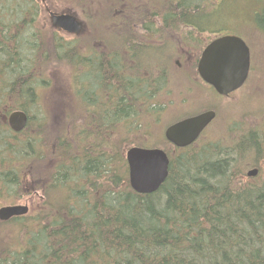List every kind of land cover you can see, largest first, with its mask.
<instances>
[{"label":"trees","instance_id":"1","mask_svg":"<svg viewBox=\"0 0 264 264\" xmlns=\"http://www.w3.org/2000/svg\"><path fill=\"white\" fill-rule=\"evenodd\" d=\"M73 1L78 6L84 3ZM117 1L115 19L107 23L113 24L116 45L97 43L102 32L91 34L98 51L103 49L94 63V82H99L102 94L91 109L92 99L84 97L81 107L76 94L77 40L66 41L47 22L48 38L43 30L47 24L39 23L43 11L38 0H0V206L31 194L41 196L33 213L0 220V229L11 230L0 233V264H264V172L256 163L264 152V128L240 133L233 144L204 134L184 148L165 137L157 143L149 140L150 125L141 118L162 121L163 103L150 106L157 89L168 93L165 73L170 61L146 67L150 74L162 70L153 81L144 76L141 58L149 49L135 48L157 35L169 44L166 48L180 49L176 57L195 49L199 58L206 43L200 35H212L211 41L239 34L230 30L232 16L220 6H227L232 15L244 9L255 29L264 32V0ZM137 10L161 12L159 28L148 24L155 34L131 27L128 36V17ZM90 16L88 23L85 18ZM82 18L91 31L95 25L103 29L91 9ZM188 22L193 31L185 27ZM42 66L69 67L60 86L67 110L59 95L50 99L55 83L50 73L39 71ZM15 110L28 114L20 132L9 124ZM57 111L65 113L60 123L53 117ZM126 144L167 151L169 174L156 192L141 194L131 187ZM246 161L260 168L257 176L246 175L242 169Z\"/></svg>","mask_w":264,"mask_h":264},{"label":"rangeland","instance_id":"2","mask_svg":"<svg viewBox=\"0 0 264 264\" xmlns=\"http://www.w3.org/2000/svg\"><path fill=\"white\" fill-rule=\"evenodd\" d=\"M84 3L81 4L82 6H78L73 0H38L42 7V13L40 14V24L46 25L48 28H44L45 34H47L48 38L50 37V29L47 23L48 10H58V11H67L72 12L78 17H84V12H87L88 9H91L93 13L96 14V17L99 21H102L104 25L101 26L103 29H99L94 26V33L102 32L101 35L99 34L97 43H101L103 41H108L111 47L115 46V33L111 28V26L107 25L108 21L113 18L114 13L112 12L113 8L118 11L119 1L115 0H83ZM90 3V4H89ZM222 11L224 9L225 13H229L231 17V25L234 27L230 30L232 32H238L242 35L250 44L252 53H253V63H252V72L250 74L249 79L246 83L239 89L238 91L234 92L230 97H219V94H215L204 82L202 83L198 77H186L181 71L183 69H178L175 66V60L180 58L176 57V54H180L181 51L178 48L175 50L163 49L164 52H161L162 49H154L147 52L144 58L147 57L149 61L158 62V61H170L168 68V74L165 73L166 76L169 77V85L165 88L166 91L169 93H164L162 97L163 108L161 115L162 121H157L155 119L145 118L141 121L146 122L149 126V130H151V134L149 135V140L152 139L153 142L157 143L158 139H162L161 137H165V130L171 124L179 120L178 118H182L187 114H193L203 110H216L217 116L216 119L212 122V124L204 131V137H210L212 139H217L221 144L232 143L238 138V135L241 133H245L248 129H263L264 128V32L258 29H255L256 25L255 22H252L250 18H248L247 13L243 9L244 13L237 15L238 9L234 11L233 15L232 10H227V6L219 7ZM115 11V12H116ZM112 13V14H111ZM110 14V15H109ZM88 15V14H87ZM115 17V15H114ZM87 19H93V16ZM91 25V23H90ZM104 27H107L104 28ZM236 29V30H235ZM108 31V32H107ZM103 34V35H102ZM62 36V34H60ZM209 35V34H208ZM207 39V37H209ZM205 38L204 35H200V40H204L206 46L209 43V40L213 37L209 35ZM67 38V39H66ZM66 41L72 40L70 37H65ZM64 39V40H65ZM118 42V41H117ZM185 49V48H182ZM162 50V51H163ZM189 52L183 50L182 57H193L197 59L199 52L195 49H189ZM161 52V53H159ZM171 56V57H170ZM48 67L42 66L39 67V71H43L45 74H51L52 79H54V88L52 90V95L50 97H55V100L60 96V103L64 109L67 110L68 106L64 105L65 99L64 95L60 92L61 85H62V76H66L68 74L67 70L69 67H64L60 69L52 68L47 69ZM47 69V71H46ZM181 72V73H180ZM54 74V75H53ZM57 79L58 81H55ZM64 81H66L64 79ZM49 99V100H50ZM174 99V102L171 103L170 101ZM47 98V102L49 101ZM168 103V105L166 104ZM47 104V103H46ZM170 104H173L171 107ZM61 107V106H60ZM62 109V108H61ZM63 109V110H64ZM57 110V109H55ZM37 111V110H36ZM70 112V111H68ZM39 115V113H37ZM58 115H62L58 117ZM65 113L60 114L57 111V114L53 117L58 118V122L60 123L62 119L64 120ZM153 118V117H152ZM54 119V118H53ZM53 119L51 120L50 124H53ZM177 119V120H176ZM137 136V135H136ZM136 136H131L136 139ZM140 137V136H139ZM144 137V135H142ZM165 142V141H164ZM153 143V144H155ZM199 143V142H197ZM167 144V142H165ZM163 145L166 149H170L171 151L173 148L169 145ZM127 149L125 151V156L127 150L132 147V145L126 144L125 146ZM260 167L262 166L264 172V152L262 156L259 158L258 162ZM253 161H246L243 164L242 169L245 171L246 175L247 172L252 169ZM260 170V168H259ZM259 174V173H258ZM248 176V175H247ZM249 177V176H248ZM41 200L40 194H31L24 197L22 200H19L17 203H28L30 204V213L34 212V208L40 207L38 202ZM41 202V201H40ZM1 207V206H0ZM11 230H3L0 229V233L8 234ZM1 235V234H0Z\"/></svg>","mask_w":264,"mask_h":264},{"label":"water","instance_id":"3","mask_svg":"<svg viewBox=\"0 0 264 264\" xmlns=\"http://www.w3.org/2000/svg\"><path fill=\"white\" fill-rule=\"evenodd\" d=\"M55 28L68 33H80L84 22L74 13L54 14ZM251 68V51L246 41L235 34H225L210 41L201 52L198 73L215 91L223 96L240 89L247 81ZM216 110L210 109L179 120L165 130V137L174 146L184 148L198 140L202 132L215 120ZM28 123V114L15 110L9 115L10 127L22 131ZM128 175L131 187L138 193L156 192L169 174L170 157L161 147L132 146L126 152ZM259 169L254 167L247 172L255 177ZM28 203L9 204L0 207V220L28 214Z\"/></svg>","mask_w":264,"mask_h":264},{"label":"flooded vegetation","instance_id":"4","mask_svg":"<svg viewBox=\"0 0 264 264\" xmlns=\"http://www.w3.org/2000/svg\"><path fill=\"white\" fill-rule=\"evenodd\" d=\"M43 1L46 2V0H43ZM47 12H48V15H49V16H47L48 17L47 22L49 23L50 27L55 29L58 33L62 34V36L64 38L65 37H70V38H72V40H75V41L77 40L76 41V49H77L76 56H77V58H76V61H75V68H76L75 80L77 82L76 83V88H77V93L76 94L79 96V101H80L81 107L84 106V102H83L84 97L86 99L87 98L92 99L91 103H94L93 101H95V99L98 101L99 98L101 97V94H102L101 92L102 91H101V89L99 87V82L98 83L94 82V79H95L94 63H98V56H99L98 54L103 52V49H99L100 51H98V48L95 47V46H98V44L92 40L91 34H93V31H91V28L88 26L87 21L84 20L82 17H78V16L77 17L84 22V29L80 33H76V34L68 33V32H65L63 30L57 29V28L54 27V25L52 23V16L54 14L65 13L67 11L48 10ZM131 14H132V12H131ZM159 14H161V12H157V11H143V10H137L136 12L133 11V14L128 17V21H127V26L126 27L128 29V33H127L128 36L131 35V32H130L131 27H134L137 30L138 33H142V34L153 33V34H155L156 31L153 30V28L151 26H148V24L149 23L157 24L158 28H159L161 26V24H162V20H161V17H160ZM148 18L150 19V21H148ZM185 27L188 29V31H193L194 30V27H193L192 23L188 22L187 26H185ZM155 28L157 30L156 26H155ZM111 29H113V28H111ZM114 30H115V28H114ZM234 34L242 37L246 41L248 46L250 47V51H251V68H250V73H249V77H250V74L252 72V63H253V53H252L251 46H250L249 42L242 35L237 34V33H234ZM150 37H151L150 40H149V38H145L143 41H140V42L136 43L139 46H136L135 48H140L141 47L143 49H149V51L153 50V48L154 49H158L159 48V49H162V50H163V48L164 49H169V48H166V46L169 45V44L167 42H166V44H164V42H162L158 38L157 35L150 36ZM128 46L131 47L132 43L129 42ZM162 50H161V52H163ZM161 52H159V53H161ZM145 55H147V52L143 53V56H141V58L143 60V69H144L143 71L145 72L144 76L147 77L148 79H151V76H152L154 78L153 81H158V79L162 75V70L156 68V70H154L153 73L150 74V73H148V70H147L146 67L150 66L151 63H154V66H157V65H159L160 61H158V62L149 61L147 59V57L144 58ZM112 56H113V54H112ZM112 59L113 58L110 57L107 60L108 61V65H107L108 66V69H107V73H108V76H107V78H108V82H107L108 83L107 97H108V100H109L110 103L112 101L111 98L113 96V89H114V74H113L114 66H113V62L111 63ZM199 59H200V57L197 58V59H194L193 57H190V56L187 55V57H182V58L176 59L175 60V66L178 69H181V70L183 69V71H181V72L186 77L194 78L195 76H197L199 80H202L207 86H210L209 84H207L201 78V76L198 73V62H199ZM102 67H104L103 64L100 66V68L102 69ZM195 69H196L197 75L194 76V70ZM249 77H248V79H249ZM154 86H156V84H154ZM170 91H172V90L170 89ZM170 91H168V93ZM233 93L229 94L226 97L232 96ZM162 97H163L162 89H157V93L155 95V100L153 102H151L152 104H151L150 107H154L155 104H160L161 105L162 104ZM94 104H96V103H94ZM94 104H92L91 107H93V108H91V109H94V108H96L98 106V103L96 105H94ZM203 111H205V110H203ZM203 111H199V112L193 113V114L185 116V117H183V118H181L179 120H182V119H184L186 117H189V116H192V115H196V114H198L200 112H203ZM179 120H177V121H179ZM171 124H173V123H171ZM204 131L202 132V134L204 133ZM201 135H200V137H201ZM164 136H165V134H164ZM166 140H167V138H166ZM15 204H17V203H15ZM6 205H9V204H6ZM29 206H30V204H29Z\"/></svg>","mask_w":264,"mask_h":264}]
</instances>
